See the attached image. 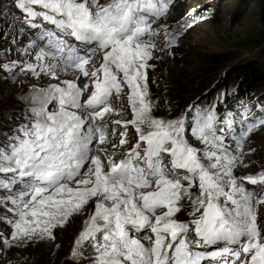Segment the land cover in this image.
<instances>
[{
  "label": "snow or ice",
  "instance_id": "1",
  "mask_svg": "<svg viewBox=\"0 0 264 264\" xmlns=\"http://www.w3.org/2000/svg\"><path fill=\"white\" fill-rule=\"evenodd\" d=\"M172 6L0 0L5 18L13 7L26 18L19 33L27 38L23 58L0 72L30 84L23 107L0 111V209L13 215L3 243L54 240L91 201L69 264H264V172L235 174L264 116L220 117L195 103L175 119L153 114L149 62L191 27L169 31ZM125 96L127 108L113 106ZM127 110L131 119H111ZM185 199L187 221L177 216Z\"/></svg>",
  "mask_w": 264,
  "mask_h": 264
},
{
  "label": "rangeland",
  "instance_id": "2",
  "mask_svg": "<svg viewBox=\"0 0 264 264\" xmlns=\"http://www.w3.org/2000/svg\"><path fill=\"white\" fill-rule=\"evenodd\" d=\"M3 2L9 4L10 0ZM185 19H188L187 23L191 27H185L181 31L177 37V45L157 51L155 55L158 59L149 62L155 66L146 70L149 95L154 102L153 114L157 118L175 119L189 105H198L199 99L212 97L234 116H262L258 110L264 107V80L247 98L244 90L249 88L247 84L250 80L256 77L249 71L250 67L256 65L254 71L261 73L260 76L264 79V0H173L169 16L163 22L167 23L171 32L177 28L178 22L183 23ZM25 22L26 18L14 7L7 18L0 14V64L8 63L10 59L23 58L18 49L26 45L27 38L19 33V28ZM160 39L157 43L163 47L162 35ZM223 60L227 62L224 63ZM220 61H223V65L219 64ZM245 70L247 78L242 76V71ZM160 75L162 79L164 75L170 77L175 83L179 95L182 94L183 111H172L168 105L170 95L161 91L160 87L158 93L154 87V80ZM20 79V76L13 79L0 72V111L23 107L19 96L26 94L28 90L24 89L25 84L22 86L17 82ZM231 97L241 108L230 106L226 102ZM123 98L121 104L127 108L126 96ZM116 104L117 101H113L114 107H118ZM129 115L130 110H127L119 117L113 115L111 119H131ZM109 127L111 128V124ZM236 127L239 128V123ZM128 139L131 142L135 139V131L130 125ZM249 148L253 151H249ZM244 150L247 154L235 174L255 176L264 172V130L256 131ZM247 187L249 190L255 188ZM190 191L193 196L197 194L195 188ZM2 195L0 192V196ZM182 203L185 207L177 216L180 220L187 221L191 219L188 216L191 209L187 199ZM93 210L94 202L90 201L80 213L73 214L62 229L54 230V240L41 242L36 246L29 244L16 247L3 243L11 240L10 221L13 215L0 209V264H69L74 240ZM257 213L259 226L264 228V206L258 207Z\"/></svg>",
  "mask_w": 264,
  "mask_h": 264
},
{
  "label": "trees",
  "instance_id": "3",
  "mask_svg": "<svg viewBox=\"0 0 264 264\" xmlns=\"http://www.w3.org/2000/svg\"><path fill=\"white\" fill-rule=\"evenodd\" d=\"M213 18V17H212ZM184 21H187L188 22V19H185ZM224 61V60H223ZM223 61H220L219 64L223 65ZM227 61H224V63H226ZM215 63V62H214ZM259 65V64H257ZM256 65L250 67L249 71L250 72H253L254 75H256V77H254L253 79L250 80V83L247 84L249 86L248 89L244 90L245 91V98L249 97L251 92L256 88V86H258L261 82H263V78L262 76H260L261 73H259L257 70L254 71V67ZM246 70L245 71H242V76L246 77ZM249 72V73H250ZM248 75V74H247ZM260 76V77H259ZM247 78V77H246ZM240 85V83H239ZM154 87L157 88V91L159 93L160 89L161 91L165 92V93H168V95H170V98H169V101H168V105L170 106L171 110L172 111H183V102L182 101V97L181 95H179L178 91H177V87L175 85V83L171 80L170 77H167L164 75L163 79L161 78V75L160 76H156L155 80H154ZM160 87V89L158 88ZM240 86H238L239 88ZM226 89V87H225ZM214 98H210V99H207V97L205 98H201L199 99V103L197 106H200V107H208V106H214L217 110H218V115L220 117H224L228 114V112L226 111L225 107L223 104H218L217 102H215L213 100ZM262 99V98H261ZM226 102H229V105H234L238 108H241L240 105H236L233 100H232V97L228 99V101ZM227 105V106H229ZM258 112L261 113L262 116H264V112H262L261 110H258Z\"/></svg>",
  "mask_w": 264,
  "mask_h": 264
},
{
  "label": "bare ground",
  "instance_id": "4",
  "mask_svg": "<svg viewBox=\"0 0 264 264\" xmlns=\"http://www.w3.org/2000/svg\"><path fill=\"white\" fill-rule=\"evenodd\" d=\"M161 38V37H160ZM158 39V40H160L161 41V39ZM83 79V78H82ZM51 80V78H48V80H46L45 81V84L47 83V82H49ZM53 82V81H52ZM29 88H30V84H28L27 82L25 83V87H24V89L25 90H29ZM124 98L122 97V99H121V101H117V106L118 107H120L121 106V102H122V100H123ZM113 101H116L115 99H113ZM129 117H131V115H129ZM128 131H129V128H128ZM184 209V208H183ZM40 243L41 242H38V243H36V244H31V246H36V245H40Z\"/></svg>",
  "mask_w": 264,
  "mask_h": 264
}]
</instances>
